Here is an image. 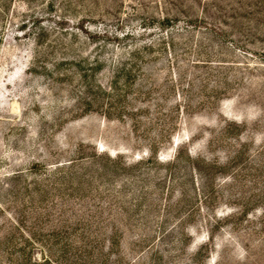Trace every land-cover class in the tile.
Instances as JSON below:
<instances>
[{"label": "rangeland", "instance_id": "1", "mask_svg": "<svg viewBox=\"0 0 264 264\" xmlns=\"http://www.w3.org/2000/svg\"><path fill=\"white\" fill-rule=\"evenodd\" d=\"M0 264H264V0H0Z\"/></svg>", "mask_w": 264, "mask_h": 264}]
</instances>
